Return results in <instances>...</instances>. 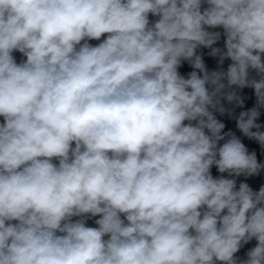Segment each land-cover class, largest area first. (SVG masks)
I'll list each match as a JSON object with an SVG mask.
<instances>
[{
    "label": "clouds",
    "instance_id": "1",
    "mask_svg": "<svg viewBox=\"0 0 264 264\" xmlns=\"http://www.w3.org/2000/svg\"><path fill=\"white\" fill-rule=\"evenodd\" d=\"M245 88L264 0H0V264H264Z\"/></svg>",
    "mask_w": 264,
    "mask_h": 264
},
{
    "label": "trees",
    "instance_id": "2",
    "mask_svg": "<svg viewBox=\"0 0 264 264\" xmlns=\"http://www.w3.org/2000/svg\"><path fill=\"white\" fill-rule=\"evenodd\" d=\"M150 19H155L150 17ZM222 40V38H221ZM219 41L217 43V45H214L215 47H223V42ZM91 44L96 45V41H90ZM210 49H206V48H201L198 49V54H201L203 56V59L205 61V64L207 65L208 69L211 70H216L218 66H215L214 64L210 63V58H214L212 56L209 55ZM17 58V61L19 62L22 57L19 53H15L14 54ZM217 59V58H215ZM231 63L230 60H225L224 65L223 66H228V64ZM179 71L181 72V74L183 75H187L188 72L192 71L191 67L187 64V62H185L182 67L179 69ZM240 95L244 98L245 100V104L243 108H234L233 111V115L232 117H229L227 114H225L224 116H220L217 113V118L220 119L221 121H223L226 125L225 127V131H233L238 137H240V139L242 140V142L246 145V147L248 148L249 152H255L256 156H257V160L258 162H264V148H261L260 144L255 141V140H249L247 137H244L243 134L236 128L235 126V117L238 116L239 112L242 110H247L250 109L251 107H253L255 104H253V90L250 88H245L240 90ZM225 103V107L228 108H233V105H229L227 104V102ZM264 112V109L261 110V114ZM0 122H2V118H0ZM258 123V122H257ZM261 131H264L262 129H260ZM223 143V141L221 142ZM213 175H219V173L215 171H212ZM242 177V176H241ZM241 177L237 178V184H239ZM253 178V185L252 188L255 191H258L259 188L264 185V173H260L259 175H254L252 176ZM252 244H248L247 246H245L243 249H241V251L237 254L238 256H240L241 258H246L245 257V253L247 252V250L251 247H253L255 245V241L251 242Z\"/></svg>",
    "mask_w": 264,
    "mask_h": 264
},
{
    "label": "built area",
    "instance_id": "3",
    "mask_svg": "<svg viewBox=\"0 0 264 264\" xmlns=\"http://www.w3.org/2000/svg\"><path fill=\"white\" fill-rule=\"evenodd\" d=\"M215 30H220V29H215ZM221 41L223 42V37H222V40ZM253 75H254V73H253ZM253 104H255V96H253ZM257 122L260 123V124H262V125H264V112L258 118ZM261 129L264 130V127H262ZM261 163H264V162H261ZM212 171H215V168H213ZM260 173H264V170H262ZM240 182H246V183H248L250 185V187H252V185H253V178H252V176L251 177H244V176H242ZM87 224H88V226H92V227H95L96 226L94 224V219H89L87 221ZM249 244H252V243L250 242ZM245 246H247V245H245Z\"/></svg>",
    "mask_w": 264,
    "mask_h": 264
},
{
    "label": "rangeland",
    "instance_id": "4",
    "mask_svg": "<svg viewBox=\"0 0 264 264\" xmlns=\"http://www.w3.org/2000/svg\"><path fill=\"white\" fill-rule=\"evenodd\" d=\"M96 43L98 44L99 41H96ZM210 63H211V64H214L215 66H218V65H217V59H215V58H210ZM223 67L226 69V66H223Z\"/></svg>",
    "mask_w": 264,
    "mask_h": 264
}]
</instances>
